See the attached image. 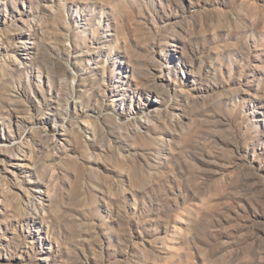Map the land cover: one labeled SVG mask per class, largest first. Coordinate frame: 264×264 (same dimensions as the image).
Listing matches in <instances>:
<instances>
[{
  "label": "rangeland",
  "instance_id": "obj_1",
  "mask_svg": "<svg viewBox=\"0 0 264 264\" xmlns=\"http://www.w3.org/2000/svg\"><path fill=\"white\" fill-rule=\"evenodd\" d=\"M0 264H264V0H0Z\"/></svg>",
  "mask_w": 264,
  "mask_h": 264
}]
</instances>
